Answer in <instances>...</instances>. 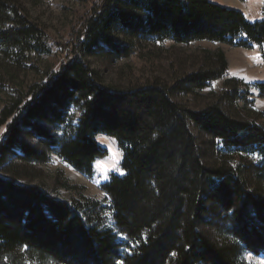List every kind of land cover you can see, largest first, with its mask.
I'll use <instances>...</instances> for the list:
<instances>
[{
  "label": "trees",
  "instance_id": "1",
  "mask_svg": "<svg viewBox=\"0 0 264 264\" xmlns=\"http://www.w3.org/2000/svg\"><path fill=\"white\" fill-rule=\"evenodd\" d=\"M79 37L58 71L23 87L19 76L35 70L31 60L52 51L18 0H0V93L12 95L0 110V264L264 258V119L247 110L241 82L227 78L224 54L205 52L175 82L155 78L126 88L105 86L89 64L147 56L165 42L264 47V7L251 23L209 0H102ZM218 81L220 91H210L201 108L179 101H198ZM256 87L264 97V83ZM99 135L121 152V174L101 186L117 234L100 228L98 203L61 201L27 183L40 177L36 167L49 153L91 175L106 156Z\"/></svg>",
  "mask_w": 264,
  "mask_h": 264
},
{
  "label": "rangeland",
  "instance_id": "2",
  "mask_svg": "<svg viewBox=\"0 0 264 264\" xmlns=\"http://www.w3.org/2000/svg\"><path fill=\"white\" fill-rule=\"evenodd\" d=\"M24 7L32 22L39 25L46 33L51 55L31 60L35 70L22 72L19 81L23 87L43 80L42 73L58 71L67 61L73 45L80 38V33L93 11L102 0H18ZM227 9L241 12L251 22L261 20L264 0H209ZM205 52H222L228 63L227 78L241 82L247 101V110L258 112L264 119V97L259 95L257 84L264 83V47L256 46L251 50L233 48L224 44L195 42L190 45L161 43L151 53L134 55L130 59L112 63H98L90 60L91 68L100 73L103 84L108 87L126 88L133 83H147L155 78L175 82L185 72H192L199 64ZM222 81L214 82L210 88L199 93L201 99L192 96L182 97L184 102L196 110L204 106L207 94L219 92ZM11 93H0V110L8 105ZM251 103V104H250ZM192 134H195L191 129ZM58 132V131H57ZM52 135L60 138V133ZM5 129H0V142L5 137ZM28 143H33L27 140ZM98 148L106 151V156L98 158L93 164V172L86 176L75 171L60 160L54 153H49L48 162L40 167V177L27 183L37 186L55 198L69 202L71 200H90L98 203V223L101 229L111 230L117 234L112 215L109 211L110 201L101 190L111 174H121V152L114 139L99 135L95 139ZM23 183V182H22ZM64 184L67 188H59ZM120 243L124 238L118 236ZM243 264H264L261 256L244 254Z\"/></svg>",
  "mask_w": 264,
  "mask_h": 264
}]
</instances>
